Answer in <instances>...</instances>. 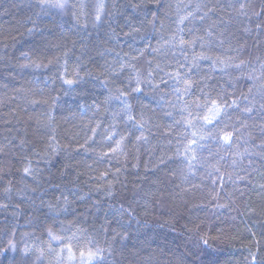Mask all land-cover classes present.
Wrapping results in <instances>:
<instances>
[{
  "label": "trees",
  "instance_id": "16d2710c",
  "mask_svg": "<svg viewBox=\"0 0 264 264\" xmlns=\"http://www.w3.org/2000/svg\"><path fill=\"white\" fill-rule=\"evenodd\" d=\"M39 2L0 0V264H264V0Z\"/></svg>",
  "mask_w": 264,
  "mask_h": 264
},
{
  "label": "snow or ice",
  "instance_id": "6c2138e0",
  "mask_svg": "<svg viewBox=\"0 0 264 264\" xmlns=\"http://www.w3.org/2000/svg\"><path fill=\"white\" fill-rule=\"evenodd\" d=\"M64 6L65 5H64L63 0H55V3H52V0H40V2H39V7L41 9H43L45 7H57V8H61L62 9ZM179 7L180 6L178 5L177 8L179 9ZM243 7H244V5H241V8H243ZM102 8H103V5H101L100 8L97 10V13H96V20L97 21H99L101 19V10H102ZM169 8H171V5H169ZM192 15L193 14L191 12H188L186 16H179V19L177 20V23L178 24L184 23L186 20L191 18ZM29 31H31V29ZM179 31H182V29H179ZM209 35H210V33H209ZM175 38L176 37H175V34H174L173 37L171 38V40H174ZM197 39L201 42V47L203 48L204 47V43H203L204 38L203 37H199V38L194 37L192 40H185L181 36L179 38V45L181 47H183L185 45H187L188 47H192V45L196 43ZM171 40H165L164 43L165 44L171 43ZM145 47H149V45H145ZM157 50L158 49H153L154 52L157 51ZM22 58L27 59V53L23 54ZM185 58H187V54L186 53H185ZM193 60L194 61L212 60L213 66H215L217 63H220V64H224L225 63V61L220 59V58L212 59L210 56H205L203 53H201L198 57L194 56ZM242 64H243V61H241V65ZM35 66L36 67H40L41 65L36 64ZM157 67H159V66H157ZM179 67L183 68L184 65L180 64ZM237 67H240V65H237ZM151 75H152V73L149 72V76H151ZM166 75H170V76L176 78L177 82L180 79H182L181 73L179 71H176V72L170 73V74H166ZM65 83L72 84L73 81L68 80V81H65ZM136 83H137V86H136L135 89H133V91L140 92L142 90V88L140 86L141 82L139 81V79H137ZM149 83H150V81H149ZM193 83L194 82L192 80H190V79H184L183 80V84H184L183 92H184L185 95H190L191 94L189 90L193 87ZM130 85H131V81H129V86ZM175 91L176 92H180L181 89L177 88ZM249 91H251V89H249ZM121 95H125V94L121 93ZM200 95L203 97V101L201 102V100L198 98L193 103L195 104V107H196V109L198 111L206 109L205 114L202 117L197 116L195 118L198 122H200L202 124L203 127H208V126H211L214 122H218L219 118L221 117V115L223 113H225L228 109L233 108V106L237 105V100H235V99L232 100L229 103L227 98H226V94L223 91L217 92L215 94V97H213V90H209L208 92H204L203 90H201V94ZM245 111H252V109H250V108L249 109H245ZM189 115L191 116V113H189ZM128 119L132 120L133 117L129 116ZM186 123H188L189 126H192V120L186 121ZM140 127L142 128L143 125H140ZM92 131L95 133L96 129H93ZM193 135L195 136L196 133H193ZM261 135H264V127L261 128ZM232 136H233V133L225 132L224 134L219 136L220 142L225 144V145L230 144ZM112 138L113 137H112L111 134L108 137H106V139L109 140V141H111ZM123 139H124V137H121V141ZM137 139H139V137ZM121 141H116V147L111 148L110 152L115 153L117 151V149L119 148V145H120ZM195 143H196L195 140L189 141L190 145H194ZM103 155H107V153H104ZM24 172L25 173H29L30 169L28 167H25L24 168ZM102 175H106V173L102 174ZM238 178L242 179V177H238ZM261 187H264V185H262ZM50 207H51V205H50ZM49 235L54 240H59L60 239L57 236H53L51 231H49ZM206 243H207V241H205V244ZM9 244L12 245V242L10 241ZM12 246L14 247V245H12ZM24 251H25V253H27L28 250L25 249ZM81 255H83V253H81ZM88 255H89V257H91L93 254L89 253ZM253 260H255V257H253Z\"/></svg>",
  "mask_w": 264,
  "mask_h": 264
},
{
  "label": "rangeland",
  "instance_id": "374dc122",
  "mask_svg": "<svg viewBox=\"0 0 264 264\" xmlns=\"http://www.w3.org/2000/svg\"><path fill=\"white\" fill-rule=\"evenodd\" d=\"M81 251L78 253L73 252L69 247L64 249V259L65 262L75 263V262H88L93 259V255L89 257V252H83L81 255Z\"/></svg>",
  "mask_w": 264,
  "mask_h": 264
}]
</instances>
